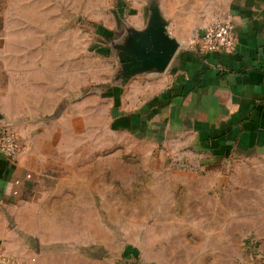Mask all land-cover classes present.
<instances>
[{"label": "crops", "instance_id": "crops-1", "mask_svg": "<svg viewBox=\"0 0 264 264\" xmlns=\"http://www.w3.org/2000/svg\"><path fill=\"white\" fill-rule=\"evenodd\" d=\"M147 1L131 19L136 30L146 27ZM157 1L181 49L165 73L138 75L110 94L116 108L123 92L111 128L138 135L170 161L264 156V0ZM82 3L0 0V129H13L21 146L15 158L0 155V249L16 264L46 258L29 249L30 237L50 245L60 243L64 228L82 227V206L60 204L83 189L81 140L80 156L68 149L84 123L97 126L96 98L82 97V43L68 26ZM217 21L234 27L233 54H206L197 45ZM59 213L72 214L69 222ZM255 225L264 229V219ZM255 239L264 260V238Z\"/></svg>", "mask_w": 264, "mask_h": 264}, {"label": "rangeland", "instance_id": "rangeland-1", "mask_svg": "<svg viewBox=\"0 0 264 264\" xmlns=\"http://www.w3.org/2000/svg\"><path fill=\"white\" fill-rule=\"evenodd\" d=\"M145 1L83 0L82 12L68 16L82 43L83 101L96 98L97 126L84 123L68 149L80 156L81 140L82 191L60 197V204L82 206V227L64 228L60 243L50 245L30 237L29 249L46 257L35 264H263L255 238L264 229L255 222L264 219V156L170 161L145 139L110 126L123 112V92L116 108L110 94L127 87L117 46Z\"/></svg>", "mask_w": 264, "mask_h": 264}, {"label": "water", "instance_id": "water-1", "mask_svg": "<svg viewBox=\"0 0 264 264\" xmlns=\"http://www.w3.org/2000/svg\"><path fill=\"white\" fill-rule=\"evenodd\" d=\"M122 85L142 74H163L181 49L180 42L171 34L157 0L149 2V17L144 30L131 29L122 45L117 46Z\"/></svg>", "mask_w": 264, "mask_h": 264}, {"label": "built area", "instance_id": "built-area-1", "mask_svg": "<svg viewBox=\"0 0 264 264\" xmlns=\"http://www.w3.org/2000/svg\"><path fill=\"white\" fill-rule=\"evenodd\" d=\"M197 45L203 53L224 52L233 54L236 50V34L231 23L217 21L205 28L197 38ZM21 151L18 134L9 126L0 129V155L15 158ZM0 264H16L0 249Z\"/></svg>", "mask_w": 264, "mask_h": 264}]
</instances>
